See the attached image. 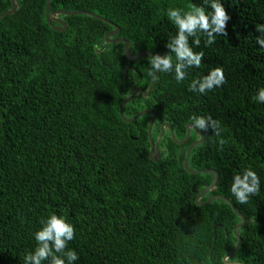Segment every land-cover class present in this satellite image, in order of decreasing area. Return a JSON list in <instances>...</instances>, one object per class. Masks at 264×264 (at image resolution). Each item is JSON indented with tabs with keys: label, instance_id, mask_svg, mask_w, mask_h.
<instances>
[{
	"label": "trees",
	"instance_id": "16d2710c",
	"mask_svg": "<svg viewBox=\"0 0 264 264\" xmlns=\"http://www.w3.org/2000/svg\"><path fill=\"white\" fill-rule=\"evenodd\" d=\"M17 2V12L0 20V264H24L41 219L51 214L75 228L67 245L79 256L74 264H226L242 220L225 200L196 203L215 178L184 168L189 145L200 137L192 130L179 145L166 128L160 160H151L153 114L130 123L120 115L121 103L138 88L147 92L155 78L148 56L131 61L124 43L106 42L115 24L120 32L110 39L128 40L131 55L166 54L177 32L167 10L203 0H52L51 13L102 18L57 15L68 25L63 32L47 23L48 0ZM221 2L231 17L227 36L207 47L201 36L199 47L192 44L204 52L201 65L179 83L174 72L160 73L150 96L138 94L123 115L153 110L154 141L164 123L182 141L193 115L220 122L221 136L199 130L205 138L188 167L219 174L200 203L224 196L247 220L228 262L264 264V103L252 99L264 87V48L256 40L264 0ZM11 8V0H0V15ZM217 66L224 85L205 94L189 90ZM246 168L258 174L261 188L239 204L231 184Z\"/></svg>",
	"mask_w": 264,
	"mask_h": 264
},
{
	"label": "clouds",
	"instance_id": "9594fccd",
	"mask_svg": "<svg viewBox=\"0 0 264 264\" xmlns=\"http://www.w3.org/2000/svg\"><path fill=\"white\" fill-rule=\"evenodd\" d=\"M210 9V10H209ZM169 21L177 29L176 35L169 38L166 54H149V76L155 77L158 73H173L176 81L187 79V69L199 67L202 63L204 52L195 51L192 47L200 46L201 36L205 37V46H211L218 36H227V25L231 17L221 0H203L197 5L190 3L187 9L172 8L167 10ZM261 33L256 38L257 43L264 48V24L257 25ZM191 38V44H190ZM227 82L223 67L212 68L207 74L193 79L189 90L198 94H205ZM253 101L264 103V87L260 88ZM192 127L201 132L210 129L215 135L221 136L224 129L220 122L211 116L190 117ZM219 143L223 145L224 139ZM261 181L258 174L251 168L237 172L231 184V193L239 204H247L251 196L259 194ZM36 247L24 256V264H74L79 259L75 250L68 249V242L75 239V228L64 217L51 214L46 219H41V227L35 232Z\"/></svg>",
	"mask_w": 264,
	"mask_h": 264
},
{
	"label": "water",
	"instance_id": "95a60500",
	"mask_svg": "<svg viewBox=\"0 0 264 264\" xmlns=\"http://www.w3.org/2000/svg\"><path fill=\"white\" fill-rule=\"evenodd\" d=\"M12 1V8L8 11H5L4 13H2L0 15V20L3 19L4 17H6L7 15H10V14H14L17 12V10L19 9V4L17 2V0H11ZM51 2L52 0H48L47 2V6H46V18H47V23L56 31L58 32H63L65 31L67 28H68V25L67 23L63 22L62 20H60L59 18H57V15H66V16H72V15H79V14H85V15H90L92 17H95L97 19H102L100 18L99 16L91 13V12H88V11H80V12H66V11H56V12H50V7H51ZM54 22L55 23H58L60 24V27H57L54 25ZM113 26H115V30L108 33L106 35V42L107 43H124V54L125 56L131 60V61H134V60H137L138 58L142 57V56H148L149 54H153L151 52H139L135 55H131L130 53V43L128 40L124 39V38H119V39H115V40H112L110 39L111 36H114L116 34H118L120 32V28L118 26H116L115 24H113ZM96 51L98 53L101 52V50L97 49L96 48ZM128 71V70H127ZM127 71H126V74H127ZM160 76V73H158L154 80L152 81L149 89L147 92H145L142 88H138L134 91V93L128 97L127 99H125L121 105H120V115L122 117V119L128 123L130 122H133L135 120H137L138 118H140L141 116L145 115V114H149V113H152L153 114V119L151 120L150 122V125H149V129H148V133H149V137H150V144H151V150H150V158L151 160L157 162L160 160V150H159V143H160V140L162 139L163 135H164V132H165V129L168 128L170 130V133H171V136H172V139L174 140V142H176L177 144L179 145H182V144H185L189 138H190V134H191V131L194 130L196 134H198V136L200 137V139L192 144L189 145L188 147V150H187V153H186V158H185V161H184V168L186 169L187 172L191 173V174H200V173H205V172H213L215 174V178H214V181L212 182V184L207 188L205 189L204 191H202L196 198V203L198 205H205V204H209L211 202H213L214 200H217V199H222V200H225L226 202H228L233 211L241 218L242 222L240 224H238L235 228H234V234L235 236L237 237L238 239V244L237 246L234 248V250L232 252H230L228 255H226L224 257V262L226 264H242V263H239V262H228V259L230 257H232L234 255V253L241 247L242 245V239L241 237L238 235L237 231L242 228L247 220L245 218V216L243 214H241L237 208L233 205V203L226 197L224 196H221V195H216V196H213L211 198H209L205 203H200V200L206 196L217 184L218 182V179H219V174L214 171V170H209V169H206V170H198V171H193L191 170L189 167H188V162H189V158H190V153L192 151V149L201 144L203 141H204V134L201 133L199 130L195 129L192 127V124H188L187 125V133H186V137L182 140V141H178L175 137V134L173 132V129L172 127L170 126V124L168 123H164L162 126H161V132L158 136V138L156 139V141L153 140L152 138V129H153V126L155 124V121L157 119V114L153 111V110H143L141 112H139L137 115H135L133 118L131 119H127L124 117L123 115V108L124 106L133 101L138 94H143L145 97H149L158 78ZM215 240H216V236H215Z\"/></svg>",
	"mask_w": 264,
	"mask_h": 264
},
{
	"label": "flooded vegetation",
	"instance_id": "af4514ba",
	"mask_svg": "<svg viewBox=\"0 0 264 264\" xmlns=\"http://www.w3.org/2000/svg\"><path fill=\"white\" fill-rule=\"evenodd\" d=\"M163 125V124H162Z\"/></svg>",
	"mask_w": 264,
	"mask_h": 264
}]
</instances>
